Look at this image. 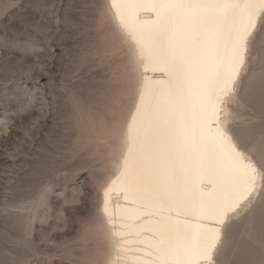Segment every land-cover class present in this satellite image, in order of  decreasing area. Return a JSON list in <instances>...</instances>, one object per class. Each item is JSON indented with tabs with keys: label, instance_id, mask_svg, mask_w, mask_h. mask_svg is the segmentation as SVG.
<instances>
[{
	"label": "rangeland",
	"instance_id": "1",
	"mask_svg": "<svg viewBox=\"0 0 264 264\" xmlns=\"http://www.w3.org/2000/svg\"><path fill=\"white\" fill-rule=\"evenodd\" d=\"M109 9L108 0H0V264L110 256L101 192L140 73ZM260 72L253 51L228 103L226 127L251 142L264 135ZM231 216L214 259L264 264V197Z\"/></svg>",
	"mask_w": 264,
	"mask_h": 264
},
{
	"label": "bare ground",
	"instance_id": "2",
	"mask_svg": "<svg viewBox=\"0 0 264 264\" xmlns=\"http://www.w3.org/2000/svg\"><path fill=\"white\" fill-rule=\"evenodd\" d=\"M108 4L131 44L140 79L116 171L101 192L112 245L106 264H174L162 253V240L196 245L214 233L218 249L232 213L211 209L232 207L249 195L264 197L259 173L249 193L242 182L248 161L235 156L227 141L216 139L215 123L210 129L201 121L202 90L214 73L228 72L227 53L223 45L218 52L210 50L190 24L167 21L159 14L158 0ZM223 109L228 112V103ZM224 112L220 127L227 128ZM150 122L155 131L146 140ZM164 226L170 231L162 234ZM92 259L84 264H96Z\"/></svg>",
	"mask_w": 264,
	"mask_h": 264
},
{
	"label": "snow or ice",
	"instance_id": "3",
	"mask_svg": "<svg viewBox=\"0 0 264 264\" xmlns=\"http://www.w3.org/2000/svg\"><path fill=\"white\" fill-rule=\"evenodd\" d=\"M157 6L159 14L167 21L179 20L190 24L204 38L210 50L218 52L223 45L229 70L226 74L218 71L214 73L208 86L202 90L201 121L210 129L215 123L216 139L227 141L235 156L241 161H248L243 165L245 175L242 182L246 185L245 190L249 193L253 191L258 173L264 190V135L258 141L251 142L243 129L220 127L223 106L229 103L234 91L233 85L244 69L246 58L251 57L253 51L260 57V79L264 83V27L257 31V19L264 20V0H158ZM139 110L138 107L137 111ZM224 118L227 122L226 112ZM132 130V125H129V133ZM154 131L155 127L150 122L144 130L145 139L150 140ZM240 149L243 151H239ZM250 199L249 195L243 202H237L232 207H215L211 211L214 214L231 212L236 215ZM223 222L222 218L221 223ZM169 231L170 228L164 226L162 234ZM217 239L218 234L214 233L205 242L196 245L186 240L176 244L169 241L165 244L162 240L161 251L165 257H172L174 264H200L201 261L218 264L214 259L217 254Z\"/></svg>",
	"mask_w": 264,
	"mask_h": 264
}]
</instances>
